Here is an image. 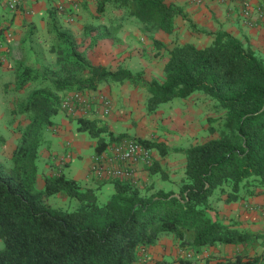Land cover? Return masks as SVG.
Instances as JSON below:
<instances>
[{
  "label": "trees",
  "instance_id": "obj_1",
  "mask_svg": "<svg viewBox=\"0 0 264 264\" xmlns=\"http://www.w3.org/2000/svg\"><path fill=\"white\" fill-rule=\"evenodd\" d=\"M106 2L166 33L173 28V17L181 13L163 0H97L96 11L101 12ZM209 34L210 41L202 47L183 42L167 48L162 81H138L127 68L92 64L84 57L86 47L58 34L51 47L57 64L49 71L53 78L11 110L28 115L8 164L0 161V264H133L161 234H172L179 246L187 248L247 243L250 231L211 217L209 197L218 190L230 202L264 192V60L225 30ZM19 68L18 88L38 76L34 68L20 64ZM124 80L147 89V112L200 90L224 109L222 133L173 149L185 156L176 193L116 178L105 181L112 183L113 191L99 204L94 189L81 188L62 173L43 176V185L37 188V149L42 129L58 112L57 93L84 92L102 82ZM75 122L77 130L95 138L96 154L122 137L108 133L95 119L77 117ZM139 142L160 153L166 150L160 142ZM146 169L156 172L158 166L153 162ZM55 193L78 203L72 209L57 207L48 201ZM178 262L190 264L187 259ZM257 262L239 252L213 264Z\"/></svg>",
  "mask_w": 264,
  "mask_h": 264
},
{
  "label": "crops",
  "instance_id": "obj_2",
  "mask_svg": "<svg viewBox=\"0 0 264 264\" xmlns=\"http://www.w3.org/2000/svg\"><path fill=\"white\" fill-rule=\"evenodd\" d=\"M163 1L181 11L180 14H176L173 17V28L170 32L165 33L151 26L153 39L163 46L158 47L155 43L157 48L163 49L165 52L167 48L178 42H190L197 47H202L210 41L209 33L218 29L225 30L236 38H240L243 34L257 35L256 33L260 34L264 30V19L262 21L255 19V15H253L255 12L251 14L254 18L253 22L257 24H253V27L247 24V22L249 24L251 22L241 16L242 7L238 0H200L198 3L193 0ZM247 2L250 6H253L258 1L248 0ZM105 4L104 9L97 16H103L112 19V21L118 19V23L113 27L106 24L105 27H102V31L104 34L113 36L120 43L114 50L104 46V49L101 50L103 58L100 62L93 64H99L113 70L120 67L121 61L125 62V60L132 56L135 63H137L141 60L139 52H142V50L140 49L146 48V44L144 42L139 44L138 42L140 30L133 20L135 18L129 16L124 9V15L122 13H110L105 10L107 9ZM31 14L26 16L23 14V11L17 9L14 11L8 10L6 15L0 16V84L2 87L8 81L6 79L7 73L11 70H13V79L16 76L15 79L17 80V77L21 73L19 64L33 68V55H30L32 51L35 52V57L38 58L39 56L40 61H42V50L37 51L31 45L34 39L29 36L31 34L29 30L36 23L33 19L36 17ZM122 16L129 19L124 21L123 18L120 19ZM24 17L33 19L34 23H29L23 29ZM37 19L40 20L41 18L37 17ZM125 23L128 24L126 25ZM259 37L262 38L260 35ZM24 42L26 46L23 48ZM10 55L13 57L11 60H9ZM108 59L110 60L109 62ZM129 62L131 63L130 60ZM11 63H14V68H11ZM127 69L133 73L130 68L127 67ZM150 76L147 81L151 79L157 80L154 75L151 74ZM163 76L164 73L161 75V78ZM105 83L106 89H111L110 94L106 93V96H109L110 100L108 114L101 115L99 112H90L84 118L95 119L96 123L100 124L98 126L105 127L106 131L114 136L123 134L134 135L153 142L163 143L166 148L164 153H160L155 148H149L153 162H156L158 166V171L149 173L146 167L140 164L135 165L133 167L134 183L138 182L139 184H136L138 187H144L145 183L141 184L139 179L141 178L146 182L148 181V185H152L153 189H171L176 193L179 180L183 175L185 156L182 152L173 151V149H184L192 144L204 141L199 140L198 137L201 134L204 135L206 115L202 112L203 103L194 100L196 97L202 98L199 95L202 93L191 92L185 98H180V100L173 98L160 103L161 105L159 104L155 110L152 112L146 111L145 115H143V117L145 116L143 124L148 123L150 115L153 112L156 114V119L159 112L166 118L170 117L171 123L166 120L158 125H129L130 118L133 117L134 112H139L138 108L140 105L144 106L145 109V99L148 94L147 89L141 86L145 90V96L138 101L140 88L133 85L129 80H124L120 83ZM98 88L89 90L87 93L92 94ZM173 104H180L181 106L172 109L171 106ZM179 111H183V117L175 115ZM193 116H195V122ZM136 117L138 116L136 115ZM51 120L52 124L45 126L41 131V141L35 159V184L38 183L42 187L43 176L62 173L65 177L75 180L81 188H91L96 193V191L106 185L108 186L107 193L111 194L113 191L112 183L96 181L89 173L91 156L94 154L95 138L91 137L87 132L85 133V131L77 130L75 117L64 115L63 112L58 111L51 117ZM9 122L11 123L12 121L10 120ZM168 123L169 125H167ZM6 126L7 133L9 135L13 133L14 139L16 141L19 140L20 134L16 132L14 125ZM158 128H166L167 134L161 133L158 131ZM59 163L62 164L61 167ZM79 180H83V182L79 183ZM60 194L55 193L54 195ZM209 202L211 209L209 213L212 218L234 222L238 228L252 233L247 242L252 241L254 238L258 239L262 235L264 236V192L255 196H247L235 201L226 202L223 200V195H220L218 190H214L209 197ZM245 247V244L215 243L197 248L188 247L185 250L177 249V253L183 254L185 252V257L180 258L189 260L190 264H203L209 256H213L212 259L216 261L218 258L230 257L235 253H239ZM260 248L259 253L262 250ZM176 263L180 264L178 259ZM258 263L260 264L259 260Z\"/></svg>",
  "mask_w": 264,
  "mask_h": 264
},
{
  "label": "rangeland",
  "instance_id": "obj_3",
  "mask_svg": "<svg viewBox=\"0 0 264 264\" xmlns=\"http://www.w3.org/2000/svg\"><path fill=\"white\" fill-rule=\"evenodd\" d=\"M6 1L7 0H0V16L6 15L8 13V10L14 11L19 9L20 11H23V14L26 16L30 15L33 12V14L31 15L36 17L33 18L36 23L34 24L35 26L33 25L29 30V33L32 34H30L29 36L34 39L31 45L37 51L42 50L43 55V58L41 59L42 61H40L39 56L38 58L35 57L34 51H32L30 54L31 56L33 55V68L38 73V76L36 78L29 80L22 87L18 88L17 84L19 77H17L16 80L15 76L14 80L13 70H11L9 73H7L6 79L8 81L5 82L4 87H2V85L0 84V161L8 164L11 152L16 146L18 140L16 141L14 139L13 133L11 135L7 133L5 125H14L16 132L21 135L22 129L27 122L28 115L27 113H12L10 111V108L11 110H16L19 107L20 102L26 100L31 90L48 84L49 80L53 78V75H51L49 71L57 67V64L56 54L54 51H51V47L57 44L59 37L58 34L62 33L63 35L68 36V39L74 40L78 45L83 46V48L86 47L84 50V57L88 62L92 64L101 61V59L103 58L101 50L104 49V46L107 48H111V50H114L120 42L116 38H113V36L103 33L102 27H105L106 24L113 27L118 23V19L116 21H112V19H108L103 16H97V14L100 13L95 9L97 0H25L21 1L19 5L13 8L7 7ZM257 1L258 2H256L255 4L260 7V12H255L253 15H255V19L262 21L264 19V0ZM105 5L107 8L105 9L106 11L114 14L122 13V15H124L122 7L112 3H106ZM253 15L251 14L249 18H244L247 21L251 22L250 24L247 22V24L252 27L253 24H257L253 22ZM37 17H40L41 19L39 20L37 19ZM122 18L124 19V21H126V19H129L128 17H120V19ZM33 19L24 17L23 29L24 26L29 25V23H34ZM133 20L136 22L140 30V37L138 38L139 44L144 42L148 50L145 47L140 49L142 50V52H139L141 60L137 63H135L132 56L128 58L131 63L127 59L125 60V62L121 61V64L119 63V66L130 68L132 72L137 75L136 78L138 79V81H147L151 77V74L154 75V77L158 81H162L163 77L161 78V75L163 74L162 66L165 60V51L163 49L157 48L155 40L152 36L153 33L151 31L152 28L150 25H145L139 22L137 19ZM125 24L127 25L128 23ZM187 24L189 23L187 22ZM256 34L257 35L243 34L239 39L244 45H248L249 47H251L255 54H257L264 60V30L262 31V33ZM259 35L262 36V38L259 37ZM174 44L180 43L178 42ZM24 46H26L25 42L23 43V48ZM11 59H13V57L10 55L9 60ZM109 61L110 60L108 59V62ZM11 66V68H14V63H11ZM131 83L135 86H139L140 94L137 100H141V98L145 96L144 88L133 82ZM105 84V82L98 84L97 87L99 88L92 94H110L111 89L107 90V86H105ZM87 91L89 90H86L84 92L87 93ZM192 93H202L199 94L202 96V98L196 97L194 98V100L203 103L202 112L206 115L204 121V135L200 133L201 135L198 137V139L206 140L211 137L219 136L222 133L224 109L221 108L214 99L210 98L200 90H194ZM64 94H66V92H58L57 96L60 98ZM177 99L180 100V98ZM179 106L181 105L173 104L171 108L173 109ZM138 110L139 112H134L133 117L130 118L128 123L129 125H158L166 120L171 123L170 117L166 118L159 112L158 118L156 119V114L153 112L150 115V120L148 121V123L143 124V121H145V116L143 117V115H145L146 109H144V106L140 105ZM58 111L63 112L64 115H67L60 108L58 109ZM182 113L183 111H179L178 113H175V115L178 117H183ZM136 115L138 117H136ZM71 117L77 118L75 115ZM193 117L195 122V116ZM10 120L12 121L11 123L9 122ZM132 122H134V124H132ZM169 123L167 125H169ZM159 128L158 131L167 134L166 128ZM121 138H135L137 140H146L149 142H153L134 135L123 134ZM139 179L141 181V184L145 183V186H148V181L146 182L144 181V179ZM82 182L83 180H79V183ZM136 184L139 183L137 182ZM35 186L37 188H40V185H38V183H36ZM107 187L108 186L105 185L101 187V189L96 191V198L99 204L104 202L110 195L109 193H107ZM218 193L221 195L219 191ZM48 201L57 207L65 209H72L78 203L75 198H65L63 194L54 196L51 195L50 197H48ZM245 246L246 247L240 251V253H242L244 257H256L260 261V264H264L263 235L258 237V239L254 238L252 239V241L245 243ZM1 248L2 242L0 240V249ZM259 248L260 250L262 249L261 253L258 252ZM177 249L185 250L187 249V247L179 246L178 240H176V238H174L172 234H161L159 236L158 242L154 246L142 250L139 253V258L133 264H177V259H183L180 257H185V252L183 254H179L177 253ZM209 257L204 261L203 264H213L215 262L214 259H212L213 256Z\"/></svg>",
  "mask_w": 264,
  "mask_h": 264
},
{
  "label": "built area",
  "instance_id": "obj_4",
  "mask_svg": "<svg viewBox=\"0 0 264 264\" xmlns=\"http://www.w3.org/2000/svg\"><path fill=\"white\" fill-rule=\"evenodd\" d=\"M21 1L7 0V7L13 8ZM198 3L200 0H193ZM241 4V16L249 18L252 12H260L257 5L250 6L247 0H238ZM59 108L69 116L86 117L90 112H99L101 115L108 114L110 100L105 94H89L80 91H71L59 98ZM153 159L148 147L144 146L135 138H120L109 142L101 153L91 156L89 173L92 178L99 182L112 179H127L134 183L133 167L142 165L149 167ZM61 167L62 164L59 163Z\"/></svg>",
  "mask_w": 264,
  "mask_h": 264
}]
</instances>
